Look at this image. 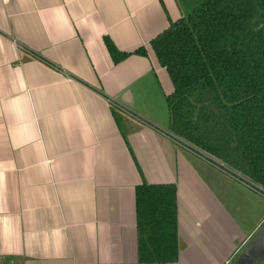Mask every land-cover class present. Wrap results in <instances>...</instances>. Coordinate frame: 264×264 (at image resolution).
I'll list each match as a JSON object with an SVG mask.
<instances>
[{"label": "crops", "instance_id": "obj_1", "mask_svg": "<svg viewBox=\"0 0 264 264\" xmlns=\"http://www.w3.org/2000/svg\"><path fill=\"white\" fill-rule=\"evenodd\" d=\"M184 16L177 0H0V264H144V183L177 187L174 264H236L264 229V197L169 130L151 42ZM254 261L264 246L239 264Z\"/></svg>", "mask_w": 264, "mask_h": 264}, {"label": "trees", "instance_id": "obj_2", "mask_svg": "<svg viewBox=\"0 0 264 264\" xmlns=\"http://www.w3.org/2000/svg\"><path fill=\"white\" fill-rule=\"evenodd\" d=\"M182 4L186 16L151 42L175 88L167 100L172 137L264 187V0ZM106 44L115 63L130 56ZM178 215L176 185L137 188L141 263L179 260Z\"/></svg>", "mask_w": 264, "mask_h": 264}, {"label": "built area", "instance_id": "obj_3", "mask_svg": "<svg viewBox=\"0 0 264 264\" xmlns=\"http://www.w3.org/2000/svg\"><path fill=\"white\" fill-rule=\"evenodd\" d=\"M199 154L202 155L206 159V161H208L210 164H212L215 167L219 168L223 172L231 175L233 178H235L236 180L240 181L245 186L249 187L251 190L259 193L261 196L264 197V187L263 186L256 184L254 181H252L249 178L239 174L238 172L228 168L224 164L216 161L215 159L210 158L206 154H204L202 152H199Z\"/></svg>", "mask_w": 264, "mask_h": 264}, {"label": "water", "instance_id": "obj_4", "mask_svg": "<svg viewBox=\"0 0 264 264\" xmlns=\"http://www.w3.org/2000/svg\"><path fill=\"white\" fill-rule=\"evenodd\" d=\"M264 246V229H261L259 233H257L256 237L252 239L251 243L246 247V249L241 253L239 259L237 258V263H241L246 257H250L252 255V251ZM253 264H256L254 261Z\"/></svg>", "mask_w": 264, "mask_h": 264}, {"label": "rangeland", "instance_id": "obj_5", "mask_svg": "<svg viewBox=\"0 0 264 264\" xmlns=\"http://www.w3.org/2000/svg\"><path fill=\"white\" fill-rule=\"evenodd\" d=\"M177 1H178L179 5H180L181 9L183 10L182 0H177ZM196 151H198V150H196ZM195 156H196V155H195ZM196 157H197V156H196ZM197 158H199V157H197Z\"/></svg>", "mask_w": 264, "mask_h": 264}]
</instances>
